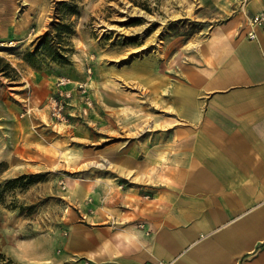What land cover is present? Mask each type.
I'll return each mask as SVG.
<instances>
[{
	"label": "rangeland",
	"instance_id": "obj_1",
	"mask_svg": "<svg viewBox=\"0 0 264 264\" xmlns=\"http://www.w3.org/2000/svg\"><path fill=\"white\" fill-rule=\"evenodd\" d=\"M247 1L0 0V264H54L86 204L124 195L130 159L159 149L167 163L174 70ZM46 33L64 61L36 52ZM60 78L64 120L51 115Z\"/></svg>",
	"mask_w": 264,
	"mask_h": 264
},
{
	"label": "crops",
	"instance_id": "obj_2",
	"mask_svg": "<svg viewBox=\"0 0 264 264\" xmlns=\"http://www.w3.org/2000/svg\"><path fill=\"white\" fill-rule=\"evenodd\" d=\"M263 13L248 0L177 64L167 163L130 155L124 195L86 204L54 264H264V33L246 38Z\"/></svg>",
	"mask_w": 264,
	"mask_h": 264
},
{
	"label": "built area",
	"instance_id": "obj_3",
	"mask_svg": "<svg viewBox=\"0 0 264 264\" xmlns=\"http://www.w3.org/2000/svg\"><path fill=\"white\" fill-rule=\"evenodd\" d=\"M259 1H264V0H259ZM248 27V32L246 33V38L249 41H254L256 40V32L255 30L261 29L262 32L264 33V13L263 14H258L256 16H253L247 23ZM69 84V81L60 78L57 81V87L62 88L61 90L58 91V96L56 97L55 100H53L52 105H53V112L51 113L52 117H54L57 120H64V116L62 113V110L64 108L62 100L69 99L71 96V91L67 90L65 87ZM76 91H79L82 94H85V84H78L76 83L75 87ZM86 107L91 106V102L86 98V102L84 103ZM87 264V263H84ZM151 264H167L165 262H155Z\"/></svg>",
	"mask_w": 264,
	"mask_h": 264
},
{
	"label": "trees",
	"instance_id": "obj_4",
	"mask_svg": "<svg viewBox=\"0 0 264 264\" xmlns=\"http://www.w3.org/2000/svg\"><path fill=\"white\" fill-rule=\"evenodd\" d=\"M55 27H58L63 33H68L67 31L69 30V27L60 23H55ZM56 38L55 35L50 36L48 33L44 34L42 37L39 38L38 42V47L36 48V52L41 50L46 56H48L53 62L57 61H64L65 57L62 54L65 52V50L61 47V44L59 42H55L54 39ZM32 54L27 53L25 55V58L27 62L31 63L32 62ZM2 60H0V73H4L7 69V65H4L1 63ZM1 176V172H0ZM18 180H12L7 182L6 187L7 188H12ZM1 200V197H0ZM1 258V257H0Z\"/></svg>",
	"mask_w": 264,
	"mask_h": 264
},
{
	"label": "bare ground",
	"instance_id": "obj_5",
	"mask_svg": "<svg viewBox=\"0 0 264 264\" xmlns=\"http://www.w3.org/2000/svg\"><path fill=\"white\" fill-rule=\"evenodd\" d=\"M7 47L6 45H4L3 43L0 44V48H5ZM98 166H101V165H98Z\"/></svg>",
	"mask_w": 264,
	"mask_h": 264
}]
</instances>
